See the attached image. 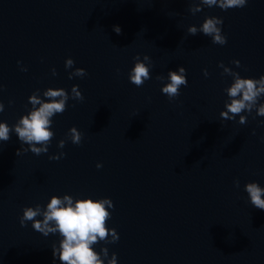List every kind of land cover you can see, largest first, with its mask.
<instances>
[{
	"label": "water",
	"instance_id": "95a60500",
	"mask_svg": "<svg viewBox=\"0 0 264 264\" xmlns=\"http://www.w3.org/2000/svg\"><path fill=\"white\" fill-rule=\"evenodd\" d=\"M189 7L190 0H0V122L12 126L26 115L36 89L43 98L48 88L71 93L78 85L84 96L52 118L47 153L16 155L14 131L0 141V264H60L51 249L59 234L45 237L19 218L24 207L65 194L112 200L107 227L119 240L94 249L107 247L117 264H264V210L244 190L249 182L264 187V117L253 111L241 113L244 125L239 116L222 120L233 81L218 67L264 75V0L194 15ZM207 16L223 18L225 45L188 34ZM137 54L153 62L142 87L129 81ZM69 57L86 76L68 79ZM179 66L188 85L169 101L161 88ZM73 126L83 133L80 145L67 140ZM60 152L66 155L49 160Z\"/></svg>",
	"mask_w": 264,
	"mask_h": 264
},
{
	"label": "clouds",
	"instance_id": "9594fccd",
	"mask_svg": "<svg viewBox=\"0 0 264 264\" xmlns=\"http://www.w3.org/2000/svg\"><path fill=\"white\" fill-rule=\"evenodd\" d=\"M248 0H190L189 11L194 15L200 12L203 7H219L223 11L231 8H243ZM223 18L217 16L205 17L202 25L198 28L191 25L187 28L188 34L191 36L202 33L204 36L211 37V42L217 45H225L227 37L222 33L221 25ZM114 32L120 35L122 29L118 25L113 26ZM134 67L129 72V81L136 87H142L145 81L152 78L150 68L153 62L148 55H140L133 57ZM237 67L240 66L239 60L232 61ZM20 65L21 62L17 61ZM75 61L72 58L65 60V69L74 68ZM218 67L223 69L222 75L232 77V83L224 89L228 99L225 101V110L220 112L222 120H235L239 116L238 123L244 125L247 123V116L241 113L247 112L249 115L255 111L256 116L264 117V103H260L264 97V75L256 78H244L238 72L226 67L223 62H219ZM21 71L27 72L26 67L21 66ZM119 72V69H117ZM56 69H52V75L56 76ZM87 75L84 68H74L69 72L68 79L74 77L83 78ZM203 75L208 77L210 74L207 69L203 70ZM157 80H164L162 75L156 76ZM168 82L163 85L161 92L167 96L169 101L180 96V88L187 87L186 69L179 66L178 70H169L167 73ZM4 86L0 84V91ZM40 94V89H36L28 98L32 105L31 110L19 118L12 126L6 122H0V141L7 142L10 139V133L15 132L21 148L17 150L16 155L22 152L31 151L39 156L49 151V145L54 137L51 130L53 123L52 118L57 114H63L68 107V100L71 98L76 101H83L84 96L79 90L78 85H73L71 93L63 88H48ZM13 101H9L11 105ZM75 107V105H73ZM4 104L0 101V113L4 111ZM256 117L253 116V119ZM261 123H264L262 121ZM255 135V130H253ZM67 140L74 145H80L83 140L81 133L75 126L71 127L66 134ZM264 140V137H262ZM66 140L62 139L58 142L57 147L63 149ZM28 145V147H23ZM39 145V146H37ZM66 153L60 152L49 156V160H59ZM103 165L97 163L99 169ZM235 187L239 188V180H234ZM248 194L250 203L259 210H264V187L257 182L246 183L245 189ZM114 208V204L110 198L101 199H74L71 195L65 194L62 197L53 195L46 207L40 204L34 207H24L23 214L19 218L21 227H26L27 222H32V228L43 234L45 237L49 234H59L61 239L59 244L51 245L54 261L59 260L60 264H117L116 253H112L109 258L108 248H101L100 252L94 249V245L104 241L105 243H116L119 240V234L115 228L107 227V222L111 218L109 209ZM42 217V219H37ZM110 237V239H109Z\"/></svg>",
	"mask_w": 264,
	"mask_h": 264
}]
</instances>
